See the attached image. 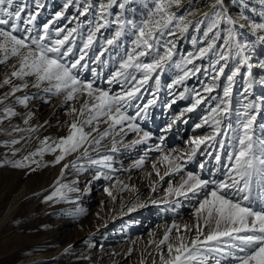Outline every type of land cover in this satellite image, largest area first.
Returning a JSON list of instances; mask_svg holds the SVG:
<instances>
[{
  "label": "snow or ice",
  "instance_id": "1",
  "mask_svg": "<svg viewBox=\"0 0 264 264\" xmlns=\"http://www.w3.org/2000/svg\"><path fill=\"white\" fill-rule=\"evenodd\" d=\"M135 2L67 0L63 5L65 10L73 5L78 9V16L73 18L75 27L54 28L55 22L65 17L64 11H57L52 20L37 29V17L45 7L42 0H0V64L9 59L17 62L12 66L14 70L0 83V87L12 85L3 99L28 88L29 79L33 81L31 87L40 89L43 86L44 92L54 95L66 94V103L85 97L79 109L72 107L70 110L76 119L69 125L66 137L51 144L48 143L49 138H45L41 142L43 148L21 161H15L13 166L27 167L24 161L32 156L57 149L60 154L55 157L54 163L81 148V156L88 157L89 151L117 128L120 135L133 132L139 136L142 129L136 121L145 118L149 106L156 104L161 76L168 70H176L175 78L167 85L169 90H173L203 72L209 78L208 83L201 89L185 87L176 97L191 99L185 112H193L204 104L209 106L207 115L196 127L209 126L211 132L194 141L195 147L187 160L191 161L196 156L200 145H218L220 152L230 150L224 153L226 159L223 161L220 152L215 155L219 179L215 178V174L202 178L199 174L188 172L187 178L178 187L169 189L178 197L196 201L194 223L183 225V230L173 224L165 232L156 245L160 264H264V123L257 124L258 115L264 111V97L255 101L249 100L247 95L255 82L251 76L248 52L256 44L264 46V10L258 14L259 21L239 10L236 16H232L228 0H214L210 12L193 20L189 17L194 16V12L180 11L186 8L184 0H146L143 14L137 18L136 9L132 8ZM238 5L240 8L247 7L243 0H238ZM261 5L264 6V0H261ZM80 17L85 19L80 20ZM244 28L254 40L241 38L239 29ZM190 29L202 30V37L198 40L193 36L191 44L194 51L182 54L178 44L186 38ZM104 30L109 35L105 36ZM125 40L130 43L126 45ZM198 44L203 46L196 47ZM204 58L210 59L207 68L195 63ZM230 61L235 64L230 73H226ZM109 67L112 70L105 75V69ZM259 67L264 68V60L260 61ZM243 68H247L248 72L244 76L243 103L236 110L234 125L231 120L233 89ZM85 71L90 72L93 79H82L81 74ZM14 78L21 83L13 84ZM101 80L109 87H101L98 83ZM150 81L154 85L153 98L142 107L136 105L135 115H128L133 102L143 98L141 90L147 91ZM259 83L264 85V79ZM111 85H119L120 91H114ZM217 89L221 92L213 95ZM27 101L25 96L18 97L16 102L26 104ZM175 102L173 99L172 103ZM2 111L9 117L16 115L11 108L6 107ZM101 123L108 126L103 133L98 132ZM85 128L91 131H85ZM93 133H98V136H93ZM149 138L150 133L143 132L125 147L142 144ZM112 143L111 151L115 152L117 141L113 139ZM112 160L111 155H100L95 159L89 157L88 164L112 169ZM161 160L169 166L165 176L184 168L183 162H177L178 158H170V155L162 154ZM143 164L144 159L141 158L135 166ZM69 166L76 167V161L71 165L65 164L64 168ZM200 167L203 169L204 165ZM102 175L98 171L95 179H100ZM65 189L74 190L60 184L46 199L64 198ZM253 200L261 202L259 210L252 206Z\"/></svg>",
  "mask_w": 264,
  "mask_h": 264
},
{
  "label": "rangeland",
  "instance_id": "2",
  "mask_svg": "<svg viewBox=\"0 0 264 264\" xmlns=\"http://www.w3.org/2000/svg\"><path fill=\"white\" fill-rule=\"evenodd\" d=\"M42 2L45 7L37 17V29L52 20L57 11H64L65 17L57 20L54 28L76 26L73 18L78 16V9L75 5L65 10L63 5L67 0ZM145 2L146 0H136L132 5L136 9L137 18L143 14ZM184 2L186 8L181 9V13L192 11L196 19L202 13L210 12L214 0ZM243 2L247 5L246 8H240L238 0H228L232 8L230 14L236 16L239 10L259 21L258 14L264 10L261 0ZM188 5L191 7L188 8ZM128 15L131 18L132 14ZM84 19L80 17V20ZM202 30L197 32L190 29L186 38H182L178 44L179 52L186 54L194 51L191 38L196 36L199 40ZM239 32L243 40H254L247 28L239 29ZM103 34L107 36L109 32L104 30ZM128 43L130 41L125 40V44ZM200 46L203 45L198 44L196 47ZM248 54L252 65L251 76L259 94L249 92L247 95L249 100L259 101L264 97V85L259 83L264 79V68L259 67L260 61L264 60V46L256 44L249 48ZM209 62V58L195 61L202 68H207ZM16 63V60L9 59L0 64V83L14 70L12 66ZM234 64V61H230L225 72L230 73ZM111 70V67L105 69V75ZM247 72V68L242 69V75L237 78L233 89L234 111L231 120L234 125L236 110L243 103L244 76ZM175 75L176 70L172 69L161 76L156 104L149 106L145 118L136 121L142 129L139 136L143 132L150 133L146 142L125 147L139 136L133 132L120 135L117 128L104 137L100 145L94 146L88 157L81 156V148L66 155L59 163H54L55 157L60 154L57 149L32 156L30 160L24 161L28 166L22 168L14 167V162L43 148L41 142L45 138H49L48 143L51 144L69 134V125L76 119L74 114H70V110L72 107L79 109L85 97L66 103V94L46 93L42 90L43 86L40 89L31 87V79L27 81L28 88L9 95L7 99H3L4 94L10 91L12 85L0 87V264H153L154 261L155 264H160L156 245L165 232L173 224L181 226L183 230V225L194 223L193 209L196 201L184 196L178 197L174 192L170 193L169 189L178 187L187 178L188 172L199 174L202 178H209L213 174L215 178H220L215 160V155L220 152L218 145H200L196 156L191 161L187 160L195 147L194 141L211 132L209 126L196 127L207 115L209 106L204 104L193 112H185L191 99L176 98L185 87L201 89L209 82V78L201 72L183 85L169 90L167 85ZM81 77L85 80L93 79L87 71ZM223 80L224 77L221 78ZM20 83V80L13 79V84ZM98 83L101 87H109L102 80ZM153 86L150 81L149 86H146L148 90H141L143 98L133 102L128 115H135L136 105L142 107L148 99L153 98ZM222 86L221 84V88ZM111 88L116 92L120 91L119 85H111ZM220 92L221 89H217L213 95ZM25 96L28 97L26 104L16 102L18 97ZM173 99L176 100L174 104ZM169 104L171 107H168ZM6 107L11 108L16 115L6 116L2 111ZM260 123H264V111L257 117V124ZM107 127V124L101 123L98 132L103 133ZM85 131L91 129L85 128ZM92 135L98 136V133ZM113 139L117 141L115 152L111 151ZM14 140L19 143L13 144ZM228 150L230 149L220 152L222 161L226 159L224 153ZM162 154L178 158L177 162L184 163L183 170L165 176L169 166L167 162H162ZM100 155L113 157L112 169L88 164L89 157L95 159ZM141 158L144 159V164L136 167ZM73 161H76V167L64 168L65 164L71 165ZM201 164L204 165L203 169ZM98 171L103 175L100 179H95ZM107 176L112 178H105ZM161 176L164 177L163 180L160 179ZM60 184H66L74 190L65 189L64 198L47 200L46 197L52 195ZM256 201L258 203H252V206L259 210L261 202Z\"/></svg>",
  "mask_w": 264,
  "mask_h": 264
},
{
  "label": "bare ground",
  "instance_id": "3",
  "mask_svg": "<svg viewBox=\"0 0 264 264\" xmlns=\"http://www.w3.org/2000/svg\"><path fill=\"white\" fill-rule=\"evenodd\" d=\"M204 2V1H203ZM205 11V10H204ZM202 13V12H201ZM200 14V13H199ZM203 14V13H202ZM199 16H201V15H198L197 16V18L199 17ZM196 18V19H197ZM189 19H193V20H195V17L194 16H192V17H190ZM252 66V65H251ZM237 78H239V77H237ZM244 87H245V85H243ZM256 85H255V83L253 84V88H252V90L250 91V92H252V93H254V94H259V90L257 89V86L255 87ZM252 203L253 204H257L258 202L256 201V200H253L252 201ZM258 207V206H257Z\"/></svg>",
  "mask_w": 264,
  "mask_h": 264
}]
</instances>
